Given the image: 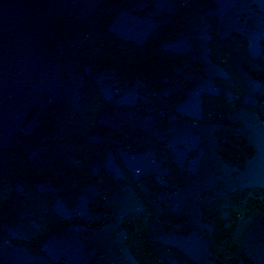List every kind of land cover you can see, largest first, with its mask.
Masks as SVG:
<instances>
[{
  "label": "water",
  "instance_id": "95a60500",
  "mask_svg": "<svg viewBox=\"0 0 264 264\" xmlns=\"http://www.w3.org/2000/svg\"><path fill=\"white\" fill-rule=\"evenodd\" d=\"M0 264H264V0H0Z\"/></svg>",
  "mask_w": 264,
  "mask_h": 264
}]
</instances>
